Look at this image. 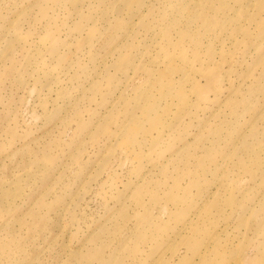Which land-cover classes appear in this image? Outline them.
Masks as SVG:
<instances>
[{
  "label": "rangeland",
  "instance_id": "rangeland-1",
  "mask_svg": "<svg viewBox=\"0 0 264 264\" xmlns=\"http://www.w3.org/2000/svg\"><path fill=\"white\" fill-rule=\"evenodd\" d=\"M0 264H264V0H0Z\"/></svg>",
  "mask_w": 264,
  "mask_h": 264
}]
</instances>
